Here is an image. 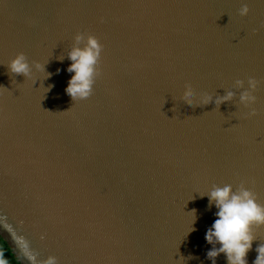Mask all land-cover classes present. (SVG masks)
<instances>
[{
	"label": "water",
	"instance_id": "water-1",
	"mask_svg": "<svg viewBox=\"0 0 264 264\" xmlns=\"http://www.w3.org/2000/svg\"><path fill=\"white\" fill-rule=\"evenodd\" d=\"M225 185L264 206V0H0V237L21 264H228L205 238Z\"/></svg>",
	"mask_w": 264,
	"mask_h": 264
},
{
	"label": "clouds",
	"instance_id": "clouds-1",
	"mask_svg": "<svg viewBox=\"0 0 264 264\" xmlns=\"http://www.w3.org/2000/svg\"><path fill=\"white\" fill-rule=\"evenodd\" d=\"M249 12L247 6L240 10L241 16H246ZM80 37H77L79 41ZM100 54V47L95 38L89 37L87 46L83 49L74 48L69 54L72 61L68 71L74 73L66 92L73 98H87L91 92L93 83L94 66L97 63ZM12 73L29 74V65L23 54L18 55L9 65ZM39 68L40 65H37ZM239 86H242L238 82ZM249 86L252 90L257 87L255 80H249ZM233 94L229 93L224 100H231ZM186 99L191 102L193 95L190 93ZM210 98L204 102L208 103ZM254 101V97L249 92L241 96V102L247 104ZM221 101H217L219 104ZM253 112L251 115H255ZM210 203H214L217 212L216 220L206 234V240L209 244L217 243L220 247L213 248L208 252V258L215 260L220 254L227 257L228 264H247V254L252 249L254 240L253 229L264 226V206L256 202L254 194L244 187L239 191L233 192L231 185L216 187L210 193ZM24 256L32 259V252L29 250L27 243L22 245ZM258 255L255 264H264V246L256 249ZM2 255V254H0ZM0 264L3 261L0 260ZM45 264H56L54 258H49Z\"/></svg>",
	"mask_w": 264,
	"mask_h": 264
},
{
	"label": "trees",
	"instance_id": "trees-1",
	"mask_svg": "<svg viewBox=\"0 0 264 264\" xmlns=\"http://www.w3.org/2000/svg\"><path fill=\"white\" fill-rule=\"evenodd\" d=\"M0 260L3 264H21L9 248L7 243L0 237Z\"/></svg>",
	"mask_w": 264,
	"mask_h": 264
}]
</instances>
